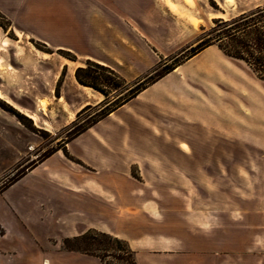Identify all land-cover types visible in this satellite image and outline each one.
<instances>
[{
  "label": "crops",
  "instance_id": "crops-1",
  "mask_svg": "<svg viewBox=\"0 0 264 264\" xmlns=\"http://www.w3.org/2000/svg\"><path fill=\"white\" fill-rule=\"evenodd\" d=\"M156 6L157 0H0L7 21L0 25V63L7 68L0 91L9 95V83L16 77L19 86L29 66H48L56 90L62 70L81 60L128 80L145 75L198 35L155 43L154 31L167 32L169 19ZM29 37L53 52L18 43ZM58 49L77 59L66 63ZM72 78L53 96L65 105L56 127L103 99ZM222 147L229 153L217 154ZM249 147L264 148V80L217 41L0 192V264H101L62 246L89 229L125 240L136 264H264V187L223 181L231 178L230 164L249 162Z\"/></svg>",
  "mask_w": 264,
  "mask_h": 264
},
{
  "label": "rangeland",
  "instance_id": "rangeland-1",
  "mask_svg": "<svg viewBox=\"0 0 264 264\" xmlns=\"http://www.w3.org/2000/svg\"><path fill=\"white\" fill-rule=\"evenodd\" d=\"M172 1L177 5L175 12L169 11L167 9V6L163 3V0H157L156 7L163 13L167 11L169 13V19L166 24L168 26L167 32H165L164 30L154 31L153 37L155 43L157 41H164L165 39H167L170 44V42L172 43L173 40L182 39L183 37H186L193 32L198 33V35L190 44L182 47L184 50L177 56V59H181L186 55H189L193 50L197 49L204 43L213 41H219L222 47L231 52L242 51L245 47H248L253 57H258L260 55V53L256 51L255 47V41L258 36L257 30L254 31L253 29L251 30V32H247L245 34L242 32H237L234 37H231L230 34L233 30H231V27H229L230 25H225L224 22L251 9L264 6V0H192V2H187L186 4H184L183 0ZM253 5L257 6L247 11L238 13L241 10H246L252 7ZM222 8H224V10H227V13L224 15L220 13V11L223 10ZM212 13H215L214 17H211L210 20L205 19V23L200 18H208L212 15ZM178 16L181 18H179ZM192 18H196L202 22L199 24L198 28H195L192 24ZM255 19L257 22V28L263 30L262 22L258 21L260 18H258V16H255ZM153 21L154 26H156V24L160 22V20L156 19H154ZM6 22L7 21L5 19L0 18V23L4 24ZM241 24L242 22L237 23L234 26L239 25V28H241ZM8 37L10 39V43H15V34L9 32ZM18 43H25L33 49L44 52L45 50L50 48L45 42L40 41L34 37L25 38L23 40H20ZM58 50L56 51L57 56L61 57L63 60L64 58L69 61L71 60L64 56V53H58ZM70 52L74 54L72 51ZM20 54L26 55L28 54V52L21 50ZM75 57L77 59L76 55ZM167 57L161 58L159 60L160 66L157 69L158 72L161 71L163 69V66H165L166 64L169 65L174 62L173 60H168ZM25 61L30 63V61H28L27 59H25ZM86 61L87 60H81L77 67H87ZM76 68L73 69V67H70L69 69L64 68L62 70L60 78L56 84V90H54L52 83L54 74L48 66H29L27 67L26 74L24 75V78L22 82H20L19 86H17L18 83L16 82V77L14 78V81L9 83V95H4V99L0 97V186L7 183L22 172L25 173L44 155L53 151L55 148L62 146L70 138V135L74 130V127H71L70 123L76 119V113L82 107L74 114L73 120L68 121L61 127H56V121L62 116L63 112H65V105L62 102L57 103L56 99L53 96L58 95V90L62 85L61 81H63L64 79H66L65 86L70 85L68 77H70V75L72 76V74L74 76V79L72 78L73 83L78 86L75 83V81L77 82V80L74 75ZM90 70L93 74L98 73L97 75H99L100 73V75H106L105 72L103 73L100 70H97V73H94L95 68H91ZM150 72L151 70L145 75L138 77L137 79L143 77V79L146 78V81L149 80V75H151L152 77L155 75L154 72ZM137 79L125 80L126 82L133 84ZM86 87L79 86L78 88H80V90H84L85 92L95 93L99 97L103 96L93 88L88 86ZM110 88L112 89V87ZM110 88L106 87L107 90ZM119 89H121V87ZM37 98L47 99L49 104H46L43 109L42 105H38L36 101ZM6 100H8L9 102ZM102 100L103 99H101L100 101ZM100 101H98L97 103H99ZM97 103L87 105L95 106ZM18 108L23 112H26L27 114L33 116L35 121L31 117L20 111ZM93 111L94 107L82 113L79 117L78 124L83 123V121L87 119L89 117V114H92ZM216 153L225 154L229 153V150L228 148L222 147L218 148ZM232 153L240 154L241 152L240 150H238L237 152L233 151ZM243 154L249 155V162L230 164L232 166V168H230L232 171L231 178H226L223 181L226 184L233 186L242 185L252 188H263L264 148L249 147L247 152L243 150ZM89 236L91 238L93 237L95 242L102 239V237H100L96 233H90ZM72 244L76 247H84L83 243L81 242H72ZM112 255L116 257L118 255H122V253L114 251L112 252ZM105 261L106 264L122 263L120 260L115 259L111 255L106 257Z\"/></svg>",
  "mask_w": 264,
  "mask_h": 264
},
{
  "label": "trees",
  "instance_id": "trees-1",
  "mask_svg": "<svg viewBox=\"0 0 264 264\" xmlns=\"http://www.w3.org/2000/svg\"><path fill=\"white\" fill-rule=\"evenodd\" d=\"M255 16H258V18H260L258 21L262 22L263 30L257 28V24H256L257 22ZM0 18L5 19L2 14H0ZM240 22H242L241 28H239V25L234 26L235 24ZM6 23L4 24L0 23V25L2 27H5ZM224 23L225 25H230L229 27H231V30H233L232 33L230 34L231 37H234L237 32H242L245 34L247 32H251V30L253 29L254 31L255 30L258 31V36L255 41L256 51L260 53L258 57H253L248 47H245L244 50L238 52L228 51L221 45L220 47L226 55L233 58L244 60L249 65L253 73L258 78L264 80V6L251 9ZM215 42L217 41L204 43L197 49L193 50L189 55H186L181 59H177V56L184 49L181 48L177 50L175 53L167 57L168 60H173L174 61L173 63L169 65L166 64L165 66H163V69L158 72L157 69L160 66V61H159L151 70V72L155 73L153 77L149 75L151 73L150 72L148 74L149 75L148 77L150 78L149 80L146 81V78L143 79L142 77L137 79L133 84L126 82V80L110 66L99 64L91 60H87L86 61L87 67L76 68L74 74L75 78L79 84L93 88L94 90L101 93L104 96V98L95 106L85 105L76 113V119L70 123L71 127H74V130L72 131L69 139L75 137L76 135L84 131L86 128L94 124L96 121L103 118L108 113L112 112L114 109L119 107L120 105L124 104L126 101L134 97L139 91H141L147 85L156 81L166 73L170 72L172 69H174L176 66L181 64L183 61H185L195 53H197L202 48ZM45 52L50 53L53 52V50L49 48L45 50ZM58 53L60 54L64 53V56H66L71 60L76 59L75 55L72 54L70 51L59 49ZM91 68H95L94 73H97L96 71L100 70L103 73L105 72L106 75H100V73L99 75H97L98 73L93 74L90 70ZM106 87L109 88L112 87V89L110 88L107 90ZM120 87L121 89H119ZM92 107H94L93 113L89 114V117L85 119L83 123L78 124L80 115L84 113L86 110L91 109ZM51 152L44 155L39 161L47 157ZM23 173L24 172L17 175L7 183L1 185L0 192L3 189H5L8 185L13 183L16 179H18ZM90 233H96L100 237H102V239L95 242L94 238L93 237L91 238L89 236ZM72 242H81L83 243L84 247H76L72 244ZM62 246L64 247V249L67 250L79 251L86 254L97 256L100 259L101 264H106L105 258L108 257L109 255H111L115 259L120 260L122 262L121 264H136L133 252L125 240L105 232L96 231L94 229H89L78 236L64 238L62 241ZM114 251L122 253V255H118L115 257L114 255H112V252Z\"/></svg>",
  "mask_w": 264,
  "mask_h": 264
},
{
  "label": "bare ground",
  "instance_id": "bare-ground-1",
  "mask_svg": "<svg viewBox=\"0 0 264 264\" xmlns=\"http://www.w3.org/2000/svg\"><path fill=\"white\" fill-rule=\"evenodd\" d=\"M164 2H165V5L167 6V8H168V10L169 11H171V12H175V9H176V4L172 1V0H164ZM183 2H184V4H186L187 2H192V0H183ZM197 2V1H196ZM189 5V4H188ZM199 12V11H198ZM181 14V13H180ZM180 14H179V16H180ZM185 14V13H184ZM178 16V17H179ZM182 16V15H181ZM179 18H181V17H179ZM191 21H192V24L194 25V27L195 28H198V26H199V24L201 23V21H199L198 19H194V18H192L191 19ZM32 49V48H31ZM34 52V51H33ZM43 56H48L47 54L46 55H43ZM64 61L66 62V63H70V61L69 60H66V58H64ZM6 67H4L1 63H0V72H5L6 71ZM0 97L2 98V99H4V95L2 94V92L0 91ZM53 99V98H52ZM6 101H8V100H6ZM61 101H62V99H61ZM9 102V101H8ZM39 105H42L43 106V109H44V107H45V105L46 104H49L48 103V100L47 99H40L39 101ZM11 103V102H10ZM51 103V102H50ZM15 106V105H14ZM16 107V106H15ZM17 108V107H16ZM19 109V108H18ZM20 110V109H19ZM20 111H22V110H20ZM23 112V111H22ZM24 114H26V115H28L29 117H31L33 120H34V117L33 116H31V115H29V114H27L26 112H23ZM73 114L72 115H70V120H73ZM35 121V120H34Z\"/></svg>",
  "mask_w": 264,
  "mask_h": 264
}]
</instances>
